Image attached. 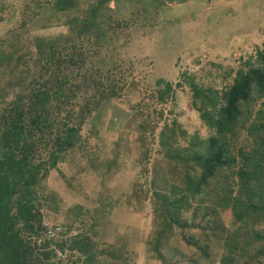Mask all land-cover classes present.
<instances>
[{"label":"trees","instance_id":"16d2710c","mask_svg":"<svg viewBox=\"0 0 264 264\" xmlns=\"http://www.w3.org/2000/svg\"><path fill=\"white\" fill-rule=\"evenodd\" d=\"M83 1L23 0L20 23L0 35V264H65L57 252L65 250L70 251L67 264L137 262L141 251L134 241L138 239H132L128 229L115 243L93 238L101 237L109 227V220L102 221L103 213L96 212L87 230L70 236V223L58 232L55 226L52 233L43 223L42 207L57 210V200L39 193L42 181L74 147L86 121L92 122L98 113L97 121L103 122V107L109 103L130 104L123 109L133 111L132 119L146 110L143 105L152 109L148 120L139 124L145 137L142 147L147 167L143 169L151 175L147 185L153 212L143 259L160 264H264V11L253 24L255 30L240 38L245 41L256 32L263 35L254 45L255 54L243 60L234 74L232 68L221 69V86L212 85L217 73L203 87L178 72L177 76L188 79L191 106L208 130L207 136H201L199 131L188 133L174 117H164L157 127L153 116L161 120L165 107L151 104L175 102L171 78H156L154 91L148 93L126 75L130 64L121 68L116 51L109 55L116 48L110 47L112 38L118 33L117 26L126 27L138 12L141 27L153 29L159 5L166 2L174 7L176 3L175 18L160 22V31L173 49L170 55L177 54L179 59L183 48L198 50L201 44L204 51H214L226 38L205 39L239 9L237 2L245 0H233L234 7L228 4L231 0H123L131 10L120 16L115 14V0H91L84 12ZM260 4L264 6V2ZM151 5L154 14L148 10ZM47 10L66 15L63 25L75 31L77 39L63 44L58 37L47 45L40 37L34 38L33 45L40 53L34 61L21 35L34 15ZM72 11L77 13L71 15ZM187 14L204 15L214 26L208 30L201 27L195 34L185 28L180 38L168 36L172 30H180ZM76 59L81 69L66 71L64 65L74 64ZM85 62L89 67L82 70ZM82 84L91 86L93 93L78 101ZM144 95L149 101L141 105ZM167 110L172 114L173 109ZM149 164H153L150 172ZM159 176L164 180L158 187ZM189 209L193 217L201 211L198 223L185 218ZM78 210L66 209L67 218L76 221L80 207ZM225 210L233 216V227L221 218ZM97 225L101 227L95 229ZM191 226L197 227L199 234L188 235ZM184 247L192 250L190 258L184 259ZM216 247L221 250L218 256Z\"/></svg>","mask_w":264,"mask_h":264},{"label":"rangeland","instance_id":"374dc122","mask_svg":"<svg viewBox=\"0 0 264 264\" xmlns=\"http://www.w3.org/2000/svg\"><path fill=\"white\" fill-rule=\"evenodd\" d=\"M46 1L41 0L43 3ZM90 1L84 0L81 2L83 12L88 9ZM254 1H258V3L250 0H245L242 3L237 2L239 9L234 10L224 24L217 25V30L212 36H207L205 40L212 38L218 40L222 38L221 36L226 38L225 46L217 47V50H214L217 54L211 50L204 51L202 49L203 44H201L202 48L198 50L183 48L179 54V59L176 58L177 54L170 55L173 49L168 46L169 43L160 31V25L163 26L160 22L168 23L166 20L168 17L174 16L171 19L175 18L176 3L172 4L175 5L174 7H171L170 4L167 5L166 2L163 5L160 4L155 14L153 5L150 9L148 8L155 15L153 29L148 25L141 27L142 20L139 12L133 15L134 18L126 24V27L121 28L120 24L117 26L118 33L112 38L110 46L116 48L111 49L109 55L116 51L117 64L121 68L131 65V68L127 71L128 73L124 71L129 79H132L133 82H140L141 87L143 86L148 93L150 89L154 91V81L158 77L169 75L173 82L175 102L170 101L162 104L156 101L151 104L156 108L162 105L165 107L161 120L157 121L156 116H153L154 121L158 123L157 127H160L159 125L164 121V117L168 119L174 117L188 133L199 131L201 136L208 135L207 128L191 106L189 98L191 86L188 79L207 87V83H211L210 81H213V77L217 73V82L214 83L213 81L212 85L216 86L219 83L218 86H221V71L232 68L234 74L235 69L241 66L243 60L248 59L250 54H255L254 45L261 42L262 34L252 33L245 41H240L243 33L247 34L249 31L255 30L253 24L261 15L262 10L264 11L263 4H260L264 0ZM232 2L233 0L228 1V4ZM22 3L23 0H0V35H5L9 28L20 23L23 17L21 12ZM164 6H167L168 10ZM231 6H233V3ZM113 7L115 8V14L119 16L121 13L131 10L123 0H115ZM75 13L77 12L72 11L71 15H75ZM65 16L60 13L53 14L47 10L34 15L33 22L27 23L24 27L25 32L21 36L29 46L34 61L40 54L37 51L38 48L36 49L33 45L34 38L40 37L42 44L48 40L52 43L51 41L58 37L63 44L73 43L77 39L75 31H70L67 25H63ZM186 16L188 17L186 23L181 25L180 30H172L168 36L180 38V32L185 28L190 33L195 34L201 27L208 30L214 26L213 23L204 20V15H201L202 18L196 17L194 14H187ZM119 22L120 20H118ZM48 44L49 42H47ZM42 52L44 53V51ZM92 54L90 53V56ZM76 60L74 64L66 63L64 65L66 71L70 72L72 70L74 72L81 69L79 59ZM214 63H218V66L216 65L218 68ZM86 67H89L87 62L82 65V70ZM95 70V68L92 69L93 72ZM178 72L186 74L188 79L177 76ZM82 85V89L78 92V101L84 97H89L93 93L91 86ZM148 99V96L144 95L140 101L141 105L147 103ZM122 105L109 103L105 108L103 107L106 110L104 113L100 112L104 117L102 123H99V120L97 121L98 113L93 115L92 122L90 120L86 121L81 129L79 140L77 139L72 149L64 153V158L57 166L50 169L48 176L40 186L39 193L43 195L48 193L57 200V210L42 207L41 211L43 213V223L48 227L50 233L54 232L53 228L55 226V231L58 232L65 229V224L70 223L71 229L67 232V236L87 230L93 222V215L96 212L103 213L104 219L102 221L109 220L107 231L102 233L101 237L95 236L91 232L90 235L92 234L94 239L101 240L104 244H111L115 243L117 238H124L123 233L128 229L129 233L135 234H130L133 236L132 239H138L133 241L137 244L135 245L136 249L141 251L137 262L132 264H144L142 249L144 241L153 228V212L151 193H149V186L147 185L151 175L143 169L147 167L145 147H142L145 137L139 128V124L148 120L147 118H149L152 109L150 110L147 104L143 105L146 110L132 119L130 115L133 111L128 109L130 114L123 109V107L130 104ZM257 105L255 109H257ZM169 108L173 109L172 114L168 112L167 109ZM181 110H183L182 113H180ZM115 126L117 127L116 131L112 129ZM158 130L159 128L156 130V140ZM148 167V172H150L153 164H149ZM163 180L159 176L158 187ZM75 207H77V211L80 207L81 212L76 221H73L72 218H67L65 210ZM192 211V209H189L184 216L190 218V220L192 217L194 223H198L201 211H198L195 217L192 216ZM221 218L226 226L233 227V216L230 210L222 211ZM100 227L101 225H97L94 228L99 229ZM262 228L258 227V229ZM199 231L197 227L191 226L187 233L193 236L199 234ZM51 246L53 247V244ZM57 252L58 257H61L64 263L67 264V255L70 251ZM214 252L218 256L221 250L216 247ZM183 254L185 255L184 259L190 258L192 250L189 251L184 247ZM146 263L160 264L157 260H148Z\"/></svg>","mask_w":264,"mask_h":264}]
</instances>
